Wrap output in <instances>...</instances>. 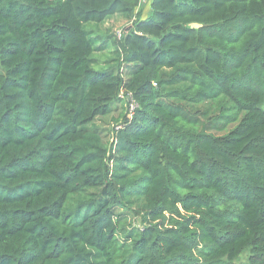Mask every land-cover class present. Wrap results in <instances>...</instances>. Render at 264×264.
I'll use <instances>...</instances> for the list:
<instances>
[{
	"label": "trees",
	"instance_id": "trees-1",
	"mask_svg": "<svg viewBox=\"0 0 264 264\" xmlns=\"http://www.w3.org/2000/svg\"><path fill=\"white\" fill-rule=\"evenodd\" d=\"M141 5L0 0V264H264V0Z\"/></svg>",
	"mask_w": 264,
	"mask_h": 264
},
{
	"label": "rangeland",
	"instance_id": "rangeland-1",
	"mask_svg": "<svg viewBox=\"0 0 264 264\" xmlns=\"http://www.w3.org/2000/svg\"><path fill=\"white\" fill-rule=\"evenodd\" d=\"M150 2L151 0H142V5L139 8H137V11L141 12V18H145L146 15L148 14V11H149L148 5L150 4ZM109 27L112 28V24H109ZM109 27H106V28H109ZM104 31H105L104 29L101 30V32H104ZM118 106H116L117 109L112 113L111 116L107 118H102L95 123L100 128L101 131L105 132L106 135H109V132L115 126L116 121L120 120L119 115L123 113L122 109ZM117 129L118 128H116V130ZM217 133H221V132H216V134Z\"/></svg>",
	"mask_w": 264,
	"mask_h": 264
},
{
	"label": "built area",
	"instance_id": "built-area-1",
	"mask_svg": "<svg viewBox=\"0 0 264 264\" xmlns=\"http://www.w3.org/2000/svg\"><path fill=\"white\" fill-rule=\"evenodd\" d=\"M134 108V106H131V109H133ZM118 129H120V127H117Z\"/></svg>",
	"mask_w": 264,
	"mask_h": 264
},
{
	"label": "crops",
	"instance_id": "crops-1",
	"mask_svg": "<svg viewBox=\"0 0 264 264\" xmlns=\"http://www.w3.org/2000/svg\"><path fill=\"white\" fill-rule=\"evenodd\" d=\"M148 8H149V5H148Z\"/></svg>",
	"mask_w": 264,
	"mask_h": 264
}]
</instances>
